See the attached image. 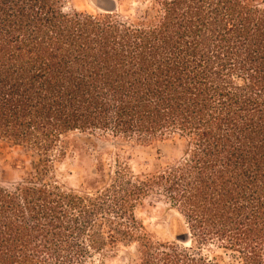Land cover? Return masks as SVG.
I'll return each mask as SVG.
<instances>
[{
    "label": "trees",
    "instance_id": "trees-1",
    "mask_svg": "<svg viewBox=\"0 0 264 264\" xmlns=\"http://www.w3.org/2000/svg\"><path fill=\"white\" fill-rule=\"evenodd\" d=\"M66 1L0 0V145L30 160L12 187L0 170V264H87L120 245L129 264H264V0ZM97 139H178L181 156L57 181ZM151 195L174 212L168 238L135 216Z\"/></svg>",
    "mask_w": 264,
    "mask_h": 264
},
{
    "label": "rangeland",
    "instance_id": "rangeland-1",
    "mask_svg": "<svg viewBox=\"0 0 264 264\" xmlns=\"http://www.w3.org/2000/svg\"><path fill=\"white\" fill-rule=\"evenodd\" d=\"M99 0H67L65 11L79 10L96 12ZM132 6V5H131ZM100 11V10H99ZM181 156L178 139L160 141L152 146H136L97 139L94 147L81 144L80 154L76 152L55 165L54 176L66 187L79 189L82 177H92L97 160L107 168L114 169L116 161L126 163L134 173H143L169 165ZM29 157L18 146L0 145L1 182L5 187L19 183L29 169ZM136 218L156 237L168 238V223L174 216L160 197L151 195L143 199L135 209ZM134 246L120 245L107 248L100 254L93 253L87 264H129Z\"/></svg>",
    "mask_w": 264,
    "mask_h": 264
},
{
    "label": "water",
    "instance_id": "water-1",
    "mask_svg": "<svg viewBox=\"0 0 264 264\" xmlns=\"http://www.w3.org/2000/svg\"><path fill=\"white\" fill-rule=\"evenodd\" d=\"M98 8L103 12H113L117 8L116 0H99ZM179 240H185V235L179 236Z\"/></svg>",
    "mask_w": 264,
    "mask_h": 264
}]
</instances>
